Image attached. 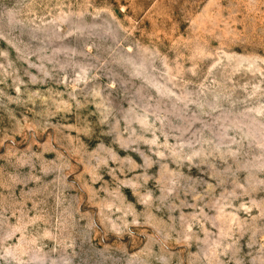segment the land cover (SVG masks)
Instances as JSON below:
<instances>
[{
  "label": "rangeland",
  "instance_id": "1",
  "mask_svg": "<svg viewBox=\"0 0 264 264\" xmlns=\"http://www.w3.org/2000/svg\"><path fill=\"white\" fill-rule=\"evenodd\" d=\"M0 264H264V0H0Z\"/></svg>",
  "mask_w": 264,
  "mask_h": 264
}]
</instances>
